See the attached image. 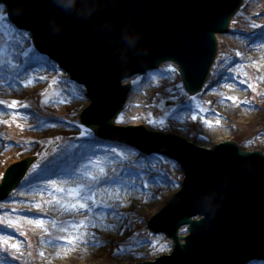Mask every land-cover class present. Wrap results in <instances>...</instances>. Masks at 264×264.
<instances>
[{
    "label": "water",
    "instance_id": "95a60500",
    "mask_svg": "<svg viewBox=\"0 0 264 264\" xmlns=\"http://www.w3.org/2000/svg\"><path fill=\"white\" fill-rule=\"evenodd\" d=\"M1 2L21 29L32 32L43 53L86 86L91 105L82 120L101 137L112 139L83 136V141L141 150L149 158L145 149L182 164V190L175 191L149 223L152 230L173 239L174 250L135 264H248L264 258V152L245 151L230 139L205 149L177 133L136 127L140 123L114 125L132 91L124 81L164 61L179 65L191 93L200 91L217 57V34L228 32L243 0H106L104 13L118 23L130 20L143 33L142 44L149 50L146 56L134 57L127 70L114 63L106 36L95 32L91 21L60 10L57 0ZM55 14L63 24L59 33L50 26ZM120 133L130 139L112 137ZM32 157L35 162L33 155L10 164L0 184V200L23 179Z\"/></svg>",
    "mask_w": 264,
    "mask_h": 264
},
{
    "label": "bare ground",
    "instance_id": "6f19581e",
    "mask_svg": "<svg viewBox=\"0 0 264 264\" xmlns=\"http://www.w3.org/2000/svg\"><path fill=\"white\" fill-rule=\"evenodd\" d=\"M262 1L260 0V3ZM256 8L257 6L252 3L246 6L243 17L247 19L248 27L239 35L229 37L227 42L230 45V56L223 59L218 56L212 67L208 79L210 88L205 94L211 102L201 110L199 120L191 123L193 125L191 141L199 147L209 149L216 143L225 142L228 139L234 141L235 138L227 134L236 120L257 125L263 119L264 40L261 37H264V12L260 10V5L258 10H255ZM221 39H227V36L217 34L219 45ZM6 53H10L9 48ZM13 56L17 57V53L14 52ZM167 65L172 64H163L156 71L149 72L142 89L138 92L132 91L124 105V110L116 119V124L127 126V123H140L143 125L154 98L160 92L175 89L178 82H182L179 71L173 75L171 71L163 70ZM243 70L246 74L242 72ZM30 71L26 73L27 75L25 74L27 77L37 73V71ZM225 73L229 75L225 76ZM246 79L250 81L249 91L246 89ZM6 80L3 66H0V99L9 101L19 98L20 91L10 92ZM73 83L74 90L51 89L41 103L43 105L48 102L54 104L52 112L54 115L57 113L70 117L75 111L79 116L83 106L90 104V99L85 85ZM124 83L127 84L126 81ZM61 84L70 85V82ZM31 90L40 91L41 89L39 84H36V87H32ZM249 92L252 97H256V101L251 100ZM233 97L236 99L233 100ZM143 108H146V111H143ZM25 110L24 106L19 103L0 106V123L12 122L15 127L14 131L20 134V140H4L2 134L6 129L0 130V141H3L0 143V154L4 151H12L15 147L11 144H23L22 148L30 149L53 137L81 136L75 132L76 129H80V126L72 122L47 123ZM190 117L189 115L187 119L184 113L175 112L171 114L168 123L175 129L174 133H178V136L182 135L185 140H188L184 135L187 134ZM51 118L54 119L55 116ZM209 121L211 123H208ZM218 135L222 138H217ZM258 137L264 138V134L259 132ZM85 147L81 153L69 154L65 150L55 158V163L43 167L34 174L31 186L22 182L21 187L15 190L14 200L19 206L16 212L18 216L14 217L12 224L20 229L19 238L25 241H27V231L31 230L36 234L39 239L37 248L40 251L34 262H23V258L20 257L25 254L23 245L13 236L11 230H3L1 237L6 241V245L18 246L13 250L0 251V264H85L91 259L112 252L110 248L114 241H127L128 245L125 250L129 249L130 253L143 252L163 244V240L152 241L136 238V233L124 229L122 218L119 215L125 213V210L130 212L145 205L144 202L149 204L153 201L152 196L155 200L164 188L172 184L171 179H164L159 169L153 172L147 171L148 169L154 170L151 167L152 162L149 163L148 160H144L137 168L130 167L129 158L131 160L132 151L126 150V155L123 156L124 164L122 160L109 164V169L120 171L119 180L108 187L100 186L102 176H108L106 171L110 159L108 156L98 154L95 158L91 144L88 143ZM242 149L249 150L244 147ZM36 153V150L28 152L21 159L36 155ZM176 167L179 169L176 172L182 176L181 166L177 164ZM95 171H99L98 175L93 173ZM85 174L89 175L88 178L94 183L90 187L84 185ZM29 187L36 191L24 194ZM142 189L148 190V200L142 201L143 197L140 192ZM84 204L88 207H82ZM117 205L122 206L117 207L121 211L115 210ZM126 207L127 209H124ZM47 227L53 231V239H47L40 229ZM72 234L78 235L79 239H71ZM171 248L170 246L169 252ZM6 253H17L19 257L8 261L5 259ZM117 253L123 255L120 249Z\"/></svg>",
    "mask_w": 264,
    "mask_h": 264
},
{
    "label": "rangeland",
    "instance_id": "374dc122",
    "mask_svg": "<svg viewBox=\"0 0 264 264\" xmlns=\"http://www.w3.org/2000/svg\"><path fill=\"white\" fill-rule=\"evenodd\" d=\"M249 3L257 6L255 10H258V6L260 5V10L264 12V0L261 3L260 0H245L242 7L243 9L239 11V13L235 16L231 23V28L234 32V35H239L240 32L245 31L248 27L247 19L243 17V12ZM234 35H231L229 33L225 35L227 36V39H221L218 54L220 59L230 56V45H228L227 41L230 36ZM261 38L264 40L263 36ZM8 48L10 50V53L7 54L6 52ZM14 52L17 53V57L13 56ZM170 64L172 65L165 66L163 70L171 71L173 75H176V73L179 71L178 66L173 63ZM0 66H3L4 74L7 78L6 81L8 90L10 92L17 90L20 91L19 98L15 100L6 101L0 99V106L19 103L24 106V108L26 109L25 112L33 113L44 122L58 124L60 122L64 123L63 121H65L72 122L80 126V129H76L75 131L81 134L80 137H53L42 144L38 143L32 146L30 149L22 148V146H24L23 144H11L15 147L12 151H4L2 154H0L1 182L7 167L11 163H15L17 160H21V157H23L28 152H33L35 150L37 151L35 155V162L30 168L27 176L22 181L25 185L31 186L34 181L35 173H37L43 167L55 163V158L59 157V155L65 150H67V153L69 154L83 152L86 148L85 146L88 144L83 141V136H96V134L88 126L84 125L80 120V115L84 108L87 107V105L83 106V108L80 110L79 116L78 113L76 114V112L74 111L73 116L69 117L57 113L54 115L52 113L54 110V104H50V102H48L43 105L41 103V101L45 98V95H47L51 89L59 88L60 90H74L75 85L71 81L70 77L65 72L61 71L59 65L56 62H54L47 55L41 54L36 49L32 40V36L29 33L20 31L10 22L5 11V7L2 5H0ZM38 66L40 68H38ZM30 70L35 72L37 71V73L31 74L29 77H27L26 73ZM242 72L246 74L245 70H243ZM228 75L229 73H225V76ZM35 78H37V80H35ZM146 78L147 74L135 76L130 80L132 86L137 87V89H134V91L138 92L142 89V85L145 83ZM64 82H70V85H62L61 83ZM245 83L247 85L246 89L249 91L250 81L246 79ZM36 84H39L41 89L40 91L31 90L32 87H36ZM209 84L210 83L207 81L204 89L200 93L196 94L197 96L190 95L186 91L183 82H178L177 87L173 90L160 92L151 102L150 109L148 110L147 115L144 118L145 123L143 125L146 126V128L149 130L162 131V133H165L167 131L168 133H174L175 129L170 124H168L170 121V116L172 113L182 112L185 114V117L187 119L189 115L191 116L186 131L187 134L184 135L186 139L188 138L187 141H191L193 137L191 135L193 126L191 125V123L193 124L194 121L199 120L201 116V110L211 102V99L209 97H205V94L210 88ZM249 94L251 96V100L256 101V97H252V94L250 92ZM164 101H167L168 105L165 108L160 109L159 107ZM193 109L195 110L193 111ZM142 110L146 111V108H143ZM262 115L263 119L257 125L236 120L235 122H233V127L230 129L227 135L235 138V141L245 149L263 151L264 138L260 139V137H258L259 132H262V134H264V111H262ZM51 116H55V118L52 119ZM81 125H83V128H81ZM3 129H6V131H4V133L2 134V138L4 140H20V134L14 131L15 127L12 122L0 123V130ZM217 138H222V136L218 135ZM2 142L3 141H0V143ZM200 142L207 144L209 143L206 141ZM89 144H91L93 148V154H95V158H97L99 155L108 156V158L110 159L107 165L108 170L106 171V174L108 176H102L100 180V186H111L113 183H115L116 180H119L120 171L109 169V164H111V162L113 163L119 160H122L124 164L125 160H123V156L126 155V148H117L116 145H103L102 143H97L96 146H94L93 143ZM127 151H132L131 160L129 158L130 167L137 168L143 163L144 160H148L149 163L152 162L151 167H153L154 170L148 169L147 171L153 172L159 169L163 178L171 179L172 184L166 189L164 188L162 193L155 197V200L154 196H152L154 201H152L153 203L150 202L149 204H147V202H144L145 205L139 206L130 212L125 210V213H123L122 215H118L122 218L121 220L124 225V229L128 232L136 233V238L152 241L163 240V244L157 247L154 246L151 249H147L143 252L130 253L129 249L125 250L126 246L128 245L127 241H114L110 248L112 252H107L105 255H100L94 259L89 260L85 264H133L145 260H152L157 255L167 253V251L170 249V246L172 247L173 245V242L170 239L166 238L165 235L154 234L153 232H151V230L148 228V221L151 215H154L158 209L163 208L169 202L175 191H179L181 189L184 172L182 173V176H180L176 172V170H179L176 167L177 164L179 166L181 165L176 161L169 160L161 155L154 154L149 155V158H144L143 152L141 150H139L138 153H135L134 150ZM98 172L95 171L93 173L95 175H98ZM88 177L89 175H86L84 185H89L90 187V185L94 183ZM106 180L108 181L107 183L105 182ZM77 189H74V191H77ZM15 190L11 192L6 200L0 201V251L8 249L13 250L14 248H16L12 247V245L14 244L6 245V241H4L1 237L3 230H11L13 232V236L23 245L25 254L23 256H20L23 258V262L32 263L38 257V251H40L37 248L39 239L37 238L36 234L32 233L31 230L27 231V241L19 238L20 229L16 225L12 224L14 217L18 216L16 212L17 207L19 206L18 202H12L15 198ZM35 191L36 189L29 187L27 191H24V194H31ZM147 191V189L140 190L141 196L143 197L142 201L147 199V197L149 196L147 194ZM117 207L121 208L122 206L117 205L115 208V210L121 211L120 209H117ZM124 209H127V207ZM40 229L43 231V234L47 239H53L54 234L53 231L49 229V227H47L46 229ZM51 233L52 235L50 236ZM72 233H74V230H72ZM70 238L79 239V236L76 234H72ZM118 249H120V253L123 252V255H119V253H117ZM18 257L19 255H17V253L5 254V259L8 261L10 259H18ZM254 263H258V261H253V263L251 264Z\"/></svg>",
    "mask_w": 264,
    "mask_h": 264
},
{
    "label": "clouds",
    "instance_id": "9594fccd",
    "mask_svg": "<svg viewBox=\"0 0 264 264\" xmlns=\"http://www.w3.org/2000/svg\"><path fill=\"white\" fill-rule=\"evenodd\" d=\"M57 5L65 13L91 21L93 30L106 36L113 61L119 68L127 70L134 57L149 54L142 44L143 33L130 20L118 23L104 13L106 0H57ZM50 26L54 33L62 31L59 14L51 17Z\"/></svg>",
    "mask_w": 264,
    "mask_h": 264
},
{
    "label": "snow or ice",
    "instance_id": "6c2138e0",
    "mask_svg": "<svg viewBox=\"0 0 264 264\" xmlns=\"http://www.w3.org/2000/svg\"><path fill=\"white\" fill-rule=\"evenodd\" d=\"M77 96H79V93H77ZM233 100H235L236 98L235 97H233L232 98ZM13 103H15V102H13ZM246 104L248 103V102H245ZM120 119L122 120L123 119V117L121 116L120 117ZM208 123H211L210 121L208 122ZM81 128H83V125H81ZM106 183L108 182L107 180L105 181ZM173 183H174V181H173ZM12 202H16L15 200H13ZM82 207H84V208H87L88 207V205L87 204H84V205H82ZM18 245H12V247H17Z\"/></svg>",
    "mask_w": 264,
    "mask_h": 264
}]
</instances>
